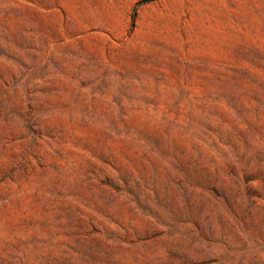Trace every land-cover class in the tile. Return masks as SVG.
<instances>
[{"label": "rangeland", "instance_id": "1", "mask_svg": "<svg viewBox=\"0 0 264 264\" xmlns=\"http://www.w3.org/2000/svg\"><path fill=\"white\" fill-rule=\"evenodd\" d=\"M141 1L0 0V264H264V0Z\"/></svg>", "mask_w": 264, "mask_h": 264}, {"label": "trees", "instance_id": "2", "mask_svg": "<svg viewBox=\"0 0 264 264\" xmlns=\"http://www.w3.org/2000/svg\"><path fill=\"white\" fill-rule=\"evenodd\" d=\"M152 1H154V0H143V1H141L140 3H138V4H145V3H149V2H152ZM135 14V13H134Z\"/></svg>", "mask_w": 264, "mask_h": 264}]
</instances>
